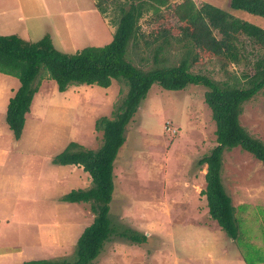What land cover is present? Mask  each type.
I'll list each match as a JSON object with an SVG mask.
<instances>
[{"label":"rangeland","instance_id":"1","mask_svg":"<svg viewBox=\"0 0 264 264\" xmlns=\"http://www.w3.org/2000/svg\"><path fill=\"white\" fill-rule=\"evenodd\" d=\"M20 1L21 9L17 0H0V34L14 33L29 41L47 34L66 53L112 38L116 3L101 15L96 0ZM181 1L170 0L169 7L143 15L142 35L129 43L128 61L143 69L178 63L187 43L179 39L183 23L172 8ZM194 2L212 3L264 28V17L230 9L229 0ZM219 45L218 39L200 37L190 70L232 83L242 66L226 64L217 53ZM44 71L19 139L5 121L8 99L19 81L0 73V264L75 259L76 240L94 215L89 203L60 198L71 189L88 187L91 179L81 167L56 165L52 157L70 141L99 147L102 132L95 121L113 117L127 90L113 79L106 88L81 84L60 92ZM205 91L195 84L181 90L153 84L140 102L114 160L108 213L113 232L92 264H264V173L257 158L240 147L222 156L221 178L235 208L237 239L209 216L204 196L186 200L177 187L180 179H194L196 192L205 187V165L198 167L196 161L216 145ZM240 122L264 142V89L244 103ZM126 229L145 235V240L122 237Z\"/></svg>","mask_w":264,"mask_h":264},{"label":"trees","instance_id":"2","mask_svg":"<svg viewBox=\"0 0 264 264\" xmlns=\"http://www.w3.org/2000/svg\"><path fill=\"white\" fill-rule=\"evenodd\" d=\"M169 1L96 0L95 7L101 15L106 14L108 5L116 3L112 38L103 45H87L72 53L56 49L47 34L36 41L25 40L16 34H0V73L14 76L19 81L5 111V121L15 139L21 136L25 114L43 77L42 68L60 92L70 85L81 84L106 88L113 79L122 81L127 87L113 117L101 116L95 121V128L102 132L99 147L90 149L70 141L52 157V163L56 165L81 167L91 179L88 187L71 189L60 198V201L89 203L94 215L76 240L75 259H29L18 264H92L101 253L113 232L108 213L115 187L114 160L125 142L126 126L153 84L167 90H181L189 84L206 87L204 101L215 123L216 145L196 161L198 167L206 165L205 187L200 194L205 196L209 216L228 237L237 239L235 208L221 180L222 156L225 150L240 147L261 162L264 173V142L240 122L244 103L264 89V28L212 3L197 5L194 0H182L172 8L183 23L179 39L187 43L178 63L155 65L150 69L132 64L126 59V51L129 43L135 44L142 35L140 19L144 14H156L169 7ZM228 6L264 17V0H229ZM200 37L218 39L217 53L225 63L242 66L234 82L216 81L190 70L197 56H193V48ZM159 51L160 48L154 52L155 61ZM120 235L139 243L145 240V235L128 229Z\"/></svg>","mask_w":264,"mask_h":264},{"label":"crops","instance_id":"3","mask_svg":"<svg viewBox=\"0 0 264 264\" xmlns=\"http://www.w3.org/2000/svg\"><path fill=\"white\" fill-rule=\"evenodd\" d=\"M94 6H93V4L92 5H90V7H89V10L90 11H92V8H93ZM17 8H19V9H21V1L20 0H17ZM70 10V9H69ZM4 10H1L0 12H3ZM67 11V10H66ZM60 12H63V11H60ZM103 17V16H102ZM101 17V19H103L104 20V17L102 18ZM106 22V21H105ZM106 29L108 30V25L106 26ZM106 30V31H107ZM12 34H14V33H12ZM7 35V34H6ZM17 35V34H16ZM19 36V35H18ZM50 36V35H49ZM19 37H21V36H19ZM21 38H23V37H21ZM50 38H51V36H50ZM57 38H58V35H57ZM23 39H25V38H23ZM26 40V39H25ZM51 40H52V38H51ZM29 41V40H28ZM53 43V42H52ZM19 86V85H18ZM17 86V87H18ZM17 87H16V89H17ZM15 89V90H16ZM52 91V90H51ZM66 91V90H65ZM62 92H64V91H62ZM37 93V92H36ZM35 93V94H36ZM65 94H67V92H65ZM12 96V95H11ZM10 96V97H11ZM9 97V98H10ZM33 99V98H32ZM9 100V99H8ZM32 102V101H31ZM29 111H30V108H29ZM28 111V112H29ZM27 112V113H28ZM26 113V114H27ZM26 114H25V118H26ZM25 122V121H24ZM24 127V126H23ZM251 133V132H250ZM252 134V133H251ZM253 135V134H252ZM255 136V135H254ZM257 137V136H256ZM259 138V137H258ZM64 149V148H63ZM62 151V150H61ZM60 166H62V165H60ZM75 167H76V165H74ZM78 167V166H77ZM205 171H206V165H205ZM205 174V173H204ZM204 174H201V175H203L204 176ZM221 180H222V178H221ZM193 182H194V179H190L189 181H183L182 179H180L179 181H178V183H177V187L178 188H180V190H181V193H185V195H183V199L185 198L186 200L188 199V197H190V196H193L194 194H197L198 195V198L201 196V195H199L200 194V191L199 190H197V192L194 190V188H193ZM204 184H205V178H204ZM222 184H223V182H222ZM224 186V185H223ZM203 189V188H202ZM226 191V190H225ZM179 193V192H178ZM176 195H178V196H180L181 194H176ZM204 195H202V197H203ZM205 197V196H204ZM206 200V199H205ZM191 203H192V201H191ZM195 203V202H194ZM187 204H190V203H187ZM206 205H207V203H206ZM193 206V208L195 207V205L193 204L192 205ZM161 207V206H160ZM207 207V206H206ZM207 210H208V207H207Z\"/></svg>","mask_w":264,"mask_h":264}]
</instances>
